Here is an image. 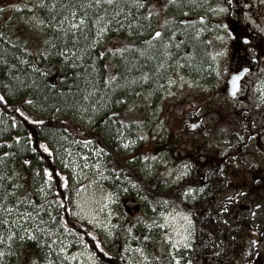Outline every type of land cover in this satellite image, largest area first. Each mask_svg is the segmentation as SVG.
<instances>
[{
    "label": "rangeland",
    "instance_id": "obj_1",
    "mask_svg": "<svg viewBox=\"0 0 264 264\" xmlns=\"http://www.w3.org/2000/svg\"><path fill=\"white\" fill-rule=\"evenodd\" d=\"M182 1L176 0V3ZM56 2L60 6L68 4L66 0H44L47 6L41 8L37 7L41 0H0V27L12 40L23 44L25 51L22 55L27 61L46 54L51 46L52 37L57 31L45 25L55 24V21L49 18L53 9L51 5L55 3L57 6ZM172 8L173 5L166 1L155 2L151 11L160 15H153L152 34L156 31L166 32L170 25L174 24L178 12L172 13V20H169L171 15L169 17L166 14L173 11ZM220 8V1L217 0L210 9L196 14L198 16L195 20L191 19L190 12L183 22L172 26V32L169 34L171 38L165 40V51L162 57H159V68L163 67L166 71L164 85L160 86L159 97L155 100L153 92L145 87L139 102L132 103L133 106L127 111V124L119 128L116 137L123 153L119 164L104 148L101 140L93 138L94 134H90L87 139L66 132H56L54 153L59 165L70 176L69 207L72 220L76 221L74 226L76 227L77 223L88 226L97 238L105 243L109 252L117 255L124 264H172L170 252L176 254L177 258L181 255L184 257L181 264H185V259H190L192 264H207L203 256L210 244L217 246V249L211 250L209 264H219L220 254H215V251L221 254L233 251V258L228 264H236L237 257L242 256L245 250L246 258L251 257L250 247L255 234L248 230L251 235L246 239L249 241L243 242L241 233L245 231L234 224L235 207H230L224 212L212 208L213 203H207L210 195L224 194V191H220L225 186L222 182L224 173L221 165L223 163L224 167L229 164L223 159L229 160L230 153H236L235 150L238 149V130L247 128L243 125L245 117L249 116L245 109L252 110L253 107L257 109L264 106V99L258 95L232 99L222 92L228 65L223 59V54L218 55L222 53L224 44L217 37L225 36V29L220 27L225 23ZM61 9L62 15L66 14V9ZM114 10L116 9L111 12ZM97 14L103 15V12L92 14L93 21ZM34 18L42 19L45 25L36 26ZM167 20L169 22L165 23ZM92 26L96 32L95 25ZM186 29H197V32L203 31L207 36L211 45V53L210 45L208 52L213 59L210 68H206L204 64L198 65V69L187 66L182 57L169 46L173 41H177V36L182 39V33H185ZM75 35L77 36L78 32ZM109 35L110 32L101 38L97 45H108L112 51L109 57L115 59L120 55V52H117L120 45H114L123 43V40L118 37L111 38ZM165 36L163 33L162 37ZM74 41H78L76 37ZM148 47L150 45L140 46L139 55L148 56ZM81 52L82 48L79 47L69 53L76 55ZM141 52L144 54L141 55ZM169 80L176 83L170 84ZM83 102V107L79 108L73 118L78 121L79 126L88 131L97 127L103 137L106 135L104 122L98 125L96 118L97 115H101L99 119L103 118L104 114L99 113L100 107L109 105L110 97L104 91L95 89L93 92H87ZM252 113L257 119L264 115L253 111ZM190 115L195 116L197 123L202 125L206 132L205 138L199 134H188L184 121ZM3 125L6 131H10L8 121L0 116V127H4ZM252 131L262 134L263 150L264 131L257 128ZM176 137L178 140L173 151L154 150L155 143L162 145L167 142L168 147ZM247 141L254 143V139ZM126 143L129 145L127 148L123 147ZM233 166L237 167L238 164L234 163ZM193 168L206 173L207 186L193 183ZM136 169L143 174L145 183L142 184V180L133 178ZM9 175L6 188L9 192L1 193L3 179L0 182V221L9 222L0 223L1 227H4L0 230V236L5 241L0 243V252L4 253L0 257V264H102L87 243L74 233L76 230L69 225L71 219L60 220L57 216L59 204L54 199L53 185L44 174L33 176L34 182H29V192L15 169L11 170ZM228 177L230 179V176ZM233 184L240 188L238 190L233 187L234 190L244 193L250 191L247 184L236 177L231 179L230 185ZM161 187L172 191L171 195L158 196L153 193ZM189 189L193 191L185 195ZM176 193L179 194L178 197ZM238 194L231 196L238 200L236 207L242 208L247 204L246 194ZM250 205L253 206L251 203ZM3 207L12 208V213L6 214ZM26 213H31V217L21 218L22 214ZM63 214H66L65 211ZM184 215L190 216L193 224L192 248L180 249L177 254L176 250L165 242V233L178 238L173 229L183 232L188 227L182 219ZM165 217L171 227H158L166 223ZM245 217L251 220V213H247ZM10 232L15 233L11 241L7 239ZM40 235L45 239L41 262L34 259L31 253L20 258L16 256L17 246L21 242H26L31 236L37 239ZM225 236L229 237L228 242L225 241ZM144 237L148 239L145 240ZM203 239H208V244L204 243ZM136 248L142 249L148 259L145 260L144 256L134 251ZM244 258L243 256L242 264L246 263L247 259Z\"/></svg>",
    "mask_w": 264,
    "mask_h": 264
},
{
    "label": "trees",
    "instance_id": "obj_2",
    "mask_svg": "<svg viewBox=\"0 0 264 264\" xmlns=\"http://www.w3.org/2000/svg\"><path fill=\"white\" fill-rule=\"evenodd\" d=\"M70 1L71 3L77 2V0ZM156 1L147 0V7L139 9L133 5V0L119 2V8H116L115 11L123 9L121 15L116 17L120 23L112 21L109 36L122 39L123 43L114 46L120 45L118 48L127 47L128 50L117 55L115 63L109 57V53L112 51L108 45L91 46L96 33L92 26V14L97 13L96 9H86L90 22L84 31L78 32L77 36L71 33L66 36L59 32L54 33L48 52L28 61L22 55L25 51L23 44L12 40L0 27V96L4 97L0 101V116L8 121L10 127V131H6L4 125V127H0V182L3 179V189L0 191L3 194L9 192L6 188L8 187L9 173L13 169L16 170L27 192H29V182H34L33 176L44 174L48 179L45 170L52 173L53 178L50 182L53 185L54 199L59 204L57 216L60 220L66 218L69 221L71 219L69 225L76 230L74 233L84 243H87V246L98 256L102 264L124 263L117 255L109 252L105 243L100 241L88 226L79 223L76 227L74 226L76 221L72 220L69 207L70 176L59 165L54 153L53 145L57 142L55 135L57 131H61L88 139L90 134H94L93 138L97 141L101 140L104 148L114 156L119 164L123 153L116 137L119 128L127 124L128 110L133 106L132 103L139 102L145 87L153 92L155 100L159 97L160 86L164 85L166 71L163 67L159 68V57H162L165 51V40L171 38L169 34L172 32V26L175 23L183 22L188 13L198 14L200 11H204L205 6L217 2V0H183L174 4L173 11L166 13L169 17L171 15L169 20H172V13L178 12L174 24L170 25L168 31H160L162 35L166 34L164 38L162 37L163 39H155L152 34L153 16L149 19H146V16L147 11L153 9ZM219 1L221 4V0ZM66 2L69 3V0ZM79 2L86 4L88 0H79ZM56 4L57 8L52 9L49 18L53 22L55 21L53 17L58 20L61 18L60 14L63 13L59 3L56 2ZM112 8L109 7L108 11L111 12ZM107 19L111 20L112 17L108 16ZM196 30L186 29L185 33H182L183 38L180 39L177 36V41H173L169 46L182 57L187 66L198 69V65L204 64L207 66L206 68H210L213 65V59L208 52L210 42L203 31L199 33ZM75 37L78 41H74ZM148 41H151V45ZM148 45H150L149 51L147 50L148 56H140L137 49L140 46L147 47ZM79 47L82 48L81 56L79 53L76 55L69 53L70 50ZM209 48L211 53V45ZM113 76L116 77L115 80L111 79ZM144 77L147 79H143ZM95 89L104 91L110 97L109 105L100 107L99 113L104 114L103 118L99 119L101 115H97L96 118L98 125L104 122L106 135L103 137L100 136L97 127L88 131L83 126H79L78 121L73 118L79 108L83 107L84 96L87 92H93ZM32 106L34 109L30 108ZM21 113L24 115L22 116ZM33 121H43V123H33ZM193 124H196L197 127L192 128ZM184 125L189 133L185 132L189 135L199 134L206 137V132L202 125L197 123L195 116L190 115L189 118H186ZM177 140L176 137L168 147L166 146L167 142L162 145L155 143L154 150L173 151ZM40 144L46 145L51 155L44 152L39 147ZM128 161L126 162L128 163ZM127 163H123V165L127 166ZM133 178L142 180V184L145 183L143 174L137 169L133 172ZM65 179L68 185L66 188L63 186ZM159 191L154 190L153 193L158 196L164 194L170 196L172 192L163 187ZM176 196L178 197L179 194L176 193ZM211 199L213 198L211 197ZM61 203H63V207H61ZM217 207L212 208L216 209ZM63 211L66 214H63ZM3 229L4 227H1L0 224V230ZM44 243L45 239L42 235L35 240L29 239L26 242H21L17 246L18 254L16 256L20 258L24 254L31 253L34 259L41 262L45 248Z\"/></svg>",
    "mask_w": 264,
    "mask_h": 264
},
{
    "label": "flooded vegetation",
    "instance_id": "obj_3",
    "mask_svg": "<svg viewBox=\"0 0 264 264\" xmlns=\"http://www.w3.org/2000/svg\"><path fill=\"white\" fill-rule=\"evenodd\" d=\"M221 8H227V12H222L223 18L225 19L226 25H228V30L233 31L237 34L236 40H231L228 38L227 31L225 30L224 44L223 48V59L227 62V72L222 88L224 95L230 97V79L234 75H241V80L239 81V90L235 97L233 98H247L251 95H258L261 99H264V33H261L256 26L264 28V4L260 0H232V4L229 5L227 0H221ZM241 36H247L252 41V46L258 54V59H252L251 53L246 52L247 46L240 42ZM243 68H249L248 72H242ZM231 98V97H230ZM232 98V99H233ZM259 99V98H258ZM245 109L249 112V116L245 117L243 122L244 127L238 130V137H243V140L237 138L236 145L237 150L230 153V159L223 161L229 162L223 167L221 165L222 174L224 180L220 191H224L223 195L218 196L217 194L210 195V203L215 204L222 211L224 207L230 208L235 207L236 210L234 216V224L240 227L245 233H241V238L243 242L249 241L246 239L251 235L248 230L252 231V240L257 241V243L252 242L250 247L251 257L246 258L247 254L244 253L242 256L237 257L236 264H242V257L244 256L247 260L245 264H264V149L262 150V134L255 133L252 130L257 128L264 131V115L262 118L254 117L253 112L264 113V106H259L257 109ZM250 110V111H249ZM256 120V121H255ZM255 127V128H253ZM249 135H253L254 143H250L248 140ZM252 148V149H251ZM235 149V148H234ZM250 153V154H249ZM246 157V158H245ZM237 163L238 166H233ZM205 172L198 171L197 168L192 170L193 183L200 184V186H207L205 180ZM202 175V176H201ZM230 176V179L229 177ZM236 177L242 182L247 184L249 192H239L240 188H237L234 184L230 185L231 179ZM200 178V179H199ZM258 181V182H257ZM227 183V186H226ZM209 184V183H208ZM195 186V185H194ZM198 186V187H200ZM233 187L238 190H234ZM225 189V190H224ZM213 191V190H212ZM243 193L246 194L247 204L242 206V208L236 207L238 200L231 196V194ZM211 197L213 199H211ZM229 197H233L234 200L229 201ZM209 201L207 203H209ZM253 204L252 205H250ZM259 205V207H257ZM251 213V220L246 218L245 215ZM255 213V215H253ZM224 219V218H222ZM233 222V221H232ZM245 237V238H243ZM240 238V240H241ZM229 237L225 236V241L228 242ZM203 242L208 244V239H203ZM217 249V246L210 244L208 250L204 253L205 263L209 264L211 260V250ZM196 250H199L196 248ZM233 251L220 253L215 251V254H220L219 264H228L232 260ZM248 253V252H247ZM244 258V259H245ZM235 262V261H234Z\"/></svg>",
    "mask_w": 264,
    "mask_h": 264
},
{
    "label": "snow or ice",
    "instance_id": "obj_4",
    "mask_svg": "<svg viewBox=\"0 0 264 264\" xmlns=\"http://www.w3.org/2000/svg\"><path fill=\"white\" fill-rule=\"evenodd\" d=\"M260 2L262 4H264V0H260ZM227 3L229 5L232 4V0H227ZM168 4L169 5H174L176 4V0H168ZM133 5L139 9V8H146L147 7V0H133ZM47 5L44 3V0H41V3L39 5H37V7H46ZM56 5L55 3H53L51 5V8H55ZM62 8L66 9V14H63L61 16L60 19L56 20L55 17H53V19L55 20V24H50V25H45V22L41 19V20H35V24L36 26H41V25H45V26H49V27H53L57 32L63 34V35H68L69 33L75 35L77 32H82L84 29H86L88 27L89 24V20H88V13L86 11V9H96L97 13H100L101 11L103 12V15L97 14L95 17V20L92 21V23L95 25L96 27V37L97 39H95L93 41V44L91 46H95L96 44H99L101 42V38L105 37L107 33H109L111 31L109 25L112 23L113 20L116 21L117 24L120 23L119 20H116L117 16H120L121 13L123 12V9L120 8L119 11H113V12H109L108 9L109 7H113V9L119 8V0H88V2L85 3H80L79 0H77L76 3H68V4H62L61 5ZM165 7H167V5H165ZM220 12H227L228 9L227 8H220L219 9ZM153 15H159L158 12L154 13L153 11H151L150 9L147 11V16L146 19L151 18ZM111 16L112 19L109 20L106 17ZM201 21H203V18H201ZM167 23V21L165 22ZM163 27V26H162ZM220 27L224 28L227 31V35L228 38L231 40H236L237 39V34H235L233 31L228 30V25L226 24H222L220 25ZM258 28V30L261 33H264V28L256 26ZM129 28H131V25H129ZM131 35V34H130ZM154 38L155 39H162V32L160 31H156L154 33ZM217 39L223 41L224 37L223 36H218ZM240 42L247 46L245 51L246 52H250L251 53V58L252 59H258V54L256 53L255 49L252 46V41L249 37L247 36H241L240 37ZM148 43L151 45V41H148ZM128 48H118L117 52L123 53L124 51H127ZM137 51H139V49H137ZM63 54V53H61ZM141 55H143L144 53L141 52ZM223 53H220L218 55H222ZM113 55H115V53H113ZM250 69L249 68H243L242 72H248ZM262 72H264V69H261ZM112 80H115L116 77L113 76L111 77ZM143 79H147V77H144ZM182 79V78H181ZM241 80V75L237 74L232 76L231 78V96L235 97L238 90H239V84L238 82ZM170 84H174L176 83V81L174 80H169ZM4 99L3 96H0V101H2ZM28 103H31V101H28ZM21 115L23 116L24 114L21 113ZM33 123H43V121H33ZM192 128H196L197 125L193 124L191 125ZM247 127V126H245ZM144 137H141V139H143ZM249 139H254L255 137L253 135H249L248 137ZM240 140H243V137H239ZM129 145L126 143L123 145V147L127 148ZM40 148L43 149L44 152L49 153V155H51L49 148L44 145V144H40L39 145ZM35 150V149H33ZM102 151V150H101ZM7 155V154H6ZM147 159V158H146ZM25 163H28L27 161H25ZM187 168V166H185ZM46 174L48 176V181L50 182L52 180V173L47 172ZM258 182V181H257ZM63 186L66 188L67 185V180H64V184ZM193 190L189 189L188 193H185V195H189ZM238 195H243V193H239ZM229 201L234 200L233 197H229L228 198ZM61 207H63V203H61ZM257 207H259V205H257ZM3 211L10 215L13 211L12 208H8V207H3ZM222 211L227 212L228 209L227 207H224L222 209ZM163 215V213L161 214ZM253 215H255V213H253ZM31 217V213H26V214H22L21 218H30ZM182 219L187 223L188 227L185 228L183 230V232H180L179 230L173 229L176 233V237L178 238H174L172 235H169L168 233H165V242L169 243L171 245V248L176 250V253L179 254L180 249H191L192 248V243H191V239H192V235H193V224H192V220L190 218V216L188 215H184L182 217ZM166 223L165 224H160L158 225V227L160 228H166V227H171L170 224L167 223V217H165ZM0 223L3 224H8L9 222L7 220L4 221H0ZM130 231V230H129ZM15 236V233H11L8 235L7 239L9 241H11ZM23 238V237H22ZM30 239H35V236H31L29 237ZM145 240L148 239V237H144ZM4 238L2 236H0V243H4ZM253 243H257V241H253ZM98 247V245H97ZM102 251V249H101ZM134 251L139 252L141 256H144L143 250L140 248H136ZM4 255L3 252H0V257H2ZM169 255L172 257V264H181V259H184V257L181 255L180 258H177L176 254H173L172 252L169 253ZM144 259L147 260L148 258L146 256H144ZM49 264H51V262H49ZM185 264H192V261L190 259H185Z\"/></svg>",
    "mask_w": 264,
    "mask_h": 264
},
{
    "label": "bare ground",
    "instance_id": "obj_5",
    "mask_svg": "<svg viewBox=\"0 0 264 264\" xmlns=\"http://www.w3.org/2000/svg\"><path fill=\"white\" fill-rule=\"evenodd\" d=\"M164 1L168 2V0H164ZM212 6H213L212 4L205 6L204 11H207V10L210 9ZM51 12H52V10H51ZM200 12H201V11H200ZM50 14H51V13H50ZM198 14H199V13H198ZM159 15H160V14H159ZM159 15H158V16H159ZM60 16H62V14H60ZM197 16H198V15H197ZM197 16H196V14H194V15H192L191 19H192V20H195ZM167 22H168V20H167ZM0 26H1V24H0ZM111 59H112V62L115 63L116 60H117V57H115V59H114V57H111ZM230 97L233 98L231 95H230ZM2 117H3V116H2Z\"/></svg>",
    "mask_w": 264,
    "mask_h": 264
},
{
    "label": "water",
    "instance_id": "obj_6",
    "mask_svg": "<svg viewBox=\"0 0 264 264\" xmlns=\"http://www.w3.org/2000/svg\"><path fill=\"white\" fill-rule=\"evenodd\" d=\"M229 83H230L229 92H231V79H230ZM238 84H239V82H238ZM230 95H231V94H230Z\"/></svg>",
    "mask_w": 264,
    "mask_h": 264
}]
</instances>
